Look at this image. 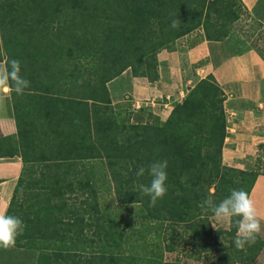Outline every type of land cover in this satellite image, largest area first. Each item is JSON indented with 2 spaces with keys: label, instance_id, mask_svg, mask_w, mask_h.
<instances>
[{
  "label": "trees",
  "instance_id": "16d2710c",
  "mask_svg": "<svg viewBox=\"0 0 264 264\" xmlns=\"http://www.w3.org/2000/svg\"><path fill=\"white\" fill-rule=\"evenodd\" d=\"M242 17L241 0H0V63L20 60L31 82L23 95L10 91L22 171L7 214L25 228L15 247L0 249L1 264L234 263L236 218L213 228V213L198 205L209 194L218 204L231 189L250 193L255 177L246 187L236 179L248 173L220 165L225 119L211 96L223 94L212 77L157 141L136 125L97 143L91 111L109 107L107 83L127 68L154 69L155 80L166 44L198 28L220 41ZM104 158L123 161L136 208L113 201ZM161 159L168 191L152 207L137 190L151 177L136 171Z\"/></svg>",
  "mask_w": 264,
  "mask_h": 264
},
{
  "label": "crops",
  "instance_id": "0c3cea01",
  "mask_svg": "<svg viewBox=\"0 0 264 264\" xmlns=\"http://www.w3.org/2000/svg\"><path fill=\"white\" fill-rule=\"evenodd\" d=\"M254 24L248 38L232 31L220 41L203 37L195 45L179 40L172 50L157 56V78L149 81L126 70L107 83L110 106L127 98L134 112L148 110L160 123L166 122L176 104L206 77H212L223 94L226 135L222 141L223 165L240 167L241 159L254 155L264 144V0H241ZM92 138L113 136L109 122H92ZM18 145V152L12 150ZM22 171L18 129L13 103L0 92V211L7 212ZM250 196L255 202L264 235V175H257Z\"/></svg>",
  "mask_w": 264,
  "mask_h": 264
},
{
  "label": "rangeland",
  "instance_id": "374dc122",
  "mask_svg": "<svg viewBox=\"0 0 264 264\" xmlns=\"http://www.w3.org/2000/svg\"><path fill=\"white\" fill-rule=\"evenodd\" d=\"M246 20L247 19L242 17L239 21L234 23L231 32L232 31L238 32L243 36L247 37V39L252 37L256 29V26L254 24L246 22ZM203 36H204V32L202 28H198L185 36L175 39L173 42L166 44L162 49L156 52L155 54L156 62L159 53L163 52L164 50L174 49L175 44H180L179 40L184 39L186 40V42H188L189 45L192 46L195 45L194 43H198L200 38ZM32 53L35 52L32 51ZM41 64H42L41 62H38V64L32 62V65L34 67ZM0 65H4V63L1 62ZM134 69L135 71L132 70L131 68H127L126 70H128V72H131L134 77H142L139 75H144L143 76L144 78L148 79L149 81H154L152 80L154 79L155 76L154 69H146L145 67V70H140L138 69L136 64L134 65ZM206 78L204 80H206ZM195 88L188 93L186 98L181 103L176 104L174 106L172 112L175 111V109L179 105H182L186 101V99H188V97L195 90ZM215 90L216 92H213L211 96L212 103H214L213 108L219 109V111L222 112V115L224 117V111L221 102V99L223 97L220 95L219 91H217L216 88ZM149 114L151 113L146 109H143V112H134L133 107L127 98H124V101L114 106L109 105V107L107 106L104 107L99 105L93 108L91 111V117L93 120L92 122H96L94 120L98 117L113 122L111 123L113 126V136L115 129V131H118L117 138H120L119 133L121 132L122 128H125L124 129V133H125L130 126L137 125L139 127L138 130H136L138 133L141 132V130L143 129V128L141 129V127L144 126L146 129H148L151 132L152 136H154L155 140L157 141L158 137L163 135L168 120L166 122L160 123ZM224 130L226 135V129ZM95 142L99 143L100 141H95ZM155 145L157 147L158 144L156 143ZM12 150L18 152V145L15 144V147L12 148ZM240 161H241L240 167H236V168L228 167L222 164L221 154H220L221 166L225 167L226 169H234L236 171H242L248 173L247 177L244 178L239 177L236 179L237 183H241V180L244 179L243 184L247 187L251 184L253 177H255L256 180L257 175H264V144L260 145L258 152H256L254 155L246 156L242 158ZM103 162H104V167L106 169V174L108 176L111 185V189H112L111 196L113 201L116 202L118 205H123V206L131 205L133 203L132 194H131L130 185L127 181L123 161L119 158H104ZM210 220L212 222V225H214L216 229H226V230L229 228V223L231 221V220H217L215 216L210 218ZM234 251L236 252L234 253L235 254L233 260L234 263L229 261V262H221L219 264H264V235L262 234V232H260L256 236L255 243L246 245L245 248L242 250L237 249L234 244ZM28 261H30V263L33 262V260L30 259ZM1 263H2V257H0V264Z\"/></svg>",
  "mask_w": 264,
  "mask_h": 264
},
{
  "label": "clouds",
  "instance_id": "9594fccd",
  "mask_svg": "<svg viewBox=\"0 0 264 264\" xmlns=\"http://www.w3.org/2000/svg\"><path fill=\"white\" fill-rule=\"evenodd\" d=\"M170 26L173 29L179 28L180 21L174 19ZM30 83L21 75L20 60L10 59L5 65H0V92L14 91L17 95H23L25 89L30 87ZM167 168L168 161L161 159L151 162L147 167L141 166L136 171L137 177H143L146 173L151 177L149 184L138 183L137 190L150 198L149 204L152 207L167 194ZM198 206L205 211L210 210L217 220L236 218L234 223L237 230L234 244L237 249L242 250L246 245L255 243L256 236L262 230L257 206L244 189H231L230 195L218 204L209 194ZM131 207L136 208V203H133ZM212 226L215 228L214 225ZM24 228L25 224L22 218L0 211V249L7 250L15 247Z\"/></svg>",
  "mask_w": 264,
  "mask_h": 264
}]
</instances>
